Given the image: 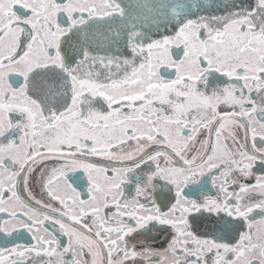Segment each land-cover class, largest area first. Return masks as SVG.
Wrapping results in <instances>:
<instances>
[{
  "label": "snow or ice",
  "instance_id": "obj_1",
  "mask_svg": "<svg viewBox=\"0 0 264 264\" xmlns=\"http://www.w3.org/2000/svg\"><path fill=\"white\" fill-rule=\"evenodd\" d=\"M0 264H264V0H0Z\"/></svg>",
  "mask_w": 264,
  "mask_h": 264
},
{
  "label": "flooded vegetation",
  "instance_id": "obj_2",
  "mask_svg": "<svg viewBox=\"0 0 264 264\" xmlns=\"http://www.w3.org/2000/svg\"><path fill=\"white\" fill-rule=\"evenodd\" d=\"M79 175V174H78ZM84 177L82 176V175H80V180L81 181H84ZM85 189H86V183H85ZM33 191H34V194H36L37 195V198H40V191H41V189H40V186H39V184L37 183L36 184V186H35V188L33 189ZM25 195H26V193H25ZM163 241H162V238H161V243H162Z\"/></svg>",
  "mask_w": 264,
  "mask_h": 264
}]
</instances>
